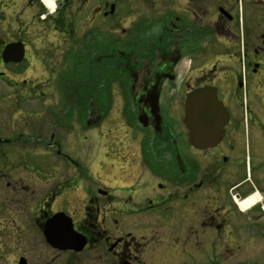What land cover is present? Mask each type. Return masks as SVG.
Segmentation results:
<instances>
[{
  "label": "flooded vegetation",
  "instance_id": "1",
  "mask_svg": "<svg viewBox=\"0 0 264 264\" xmlns=\"http://www.w3.org/2000/svg\"><path fill=\"white\" fill-rule=\"evenodd\" d=\"M51 1L0 0V238L41 245L0 264H215V230L264 228V0ZM197 91L214 146L189 142Z\"/></svg>",
  "mask_w": 264,
  "mask_h": 264
},
{
  "label": "rangeland",
  "instance_id": "2",
  "mask_svg": "<svg viewBox=\"0 0 264 264\" xmlns=\"http://www.w3.org/2000/svg\"><path fill=\"white\" fill-rule=\"evenodd\" d=\"M138 4V0H130L128 1L125 6ZM55 6L49 7L48 5H44V22L48 23L52 19L51 17L54 15ZM47 18V19H46ZM44 36L48 39L53 38H59L60 36H57L53 30L47 26L44 25ZM65 39L68 40L67 36H64ZM70 77H65V81ZM71 79V78H70ZM33 83L36 82V79L31 80ZM56 84H59L58 81L55 82ZM28 111L35 112L36 110V104L32 102L30 99L28 100ZM30 113V112H29ZM34 115V113H33ZM34 119H29L30 121H33ZM28 167H36V163L34 162V158H30V160L27 162ZM34 176V175H33ZM169 206V205H167ZM163 212V209L159 211V214ZM158 213V212H157ZM170 213V212H168ZM169 217L164 218V222L168 223L171 222L172 215L169 214ZM25 218V217H24ZM23 219V218H21ZM236 235L233 237L231 236L227 231L223 232L221 236H218L216 230H215V264H264V228L263 225L261 227L259 226H253L249 228L240 227L243 225L242 222H236ZM162 228L159 227V230ZM162 232H167L166 228H162L160 230ZM29 236H24L21 238H16L15 236H9L0 238L1 246H6L7 248L14 247L15 249L21 248L19 251H21L24 247V250L27 246H31V250L35 251L38 246L40 245V238L35 237L34 235H31V233L28 234ZM163 240V246L165 242L167 241L166 237L160 238ZM213 238L205 239V245H201L202 248H211L212 245L209 244V242ZM185 239L181 235H176L173 240L171 241V245H177L179 252L181 262H191L190 257L194 255V252L189 247H184ZM190 245V243L188 244ZM213 250V249H212ZM10 251V250H8ZM184 251V252H183ZM183 252V253H182ZM208 254L203 251L200 252L198 255V259L200 261H207ZM167 264H173L170 260H167Z\"/></svg>",
  "mask_w": 264,
  "mask_h": 264
},
{
  "label": "water",
  "instance_id": "3",
  "mask_svg": "<svg viewBox=\"0 0 264 264\" xmlns=\"http://www.w3.org/2000/svg\"><path fill=\"white\" fill-rule=\"evenodd\" d=\"M187 124L190 130L189 142L191 145L204 148L214 146L215 98L211 99L200 91L192 93L187 101ZM201 132L204 134L202 135ZM51 224L52 222L47 227L48 230L51 228ZM44 236L46 242L52 244L54 237L48 235L46 232Z\"/></svg>",
  "mask_w": 264,
  "mask_h": 264
},
{
  "label": "bare ground",
  "instance_id": "4",
  "mask_svg": "<svg viewBox=\"0 0 264 264\" xmlns=\"http://www.w3.org/2000/svg\"><path fill=\"white\" fill-rule=\"evenodd\" d=\"M43 2L46 6L48 5L49 7H54V4L51 0H43Z\"/></svg>",
  "mask_w": 264,
  "mask_h": 264
}]
</instances>
